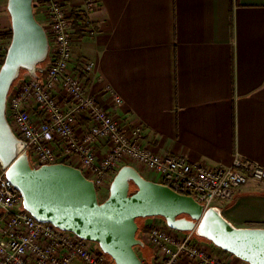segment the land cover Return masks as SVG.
<instances>
[{
  "label": "crops",
  "instance_id": "crops-1",
  "mask_svg": "<svg viewBox=\"0 0 264 264\" xmlns=\"http://www.w3.org/2000/svg\"><path fill=\"white\" fill-rule=\"evenodd\" d=\"M86 1L67 0V8L75 13ZM99 2L89 17L95 33L79 31L74 52L94 62L85 79L104 106L130 130L141 127L145 143L162 154L214 167L237 157L264 166V0ZM0 19L12 28L1 2ZM127 164L162 182L145 166ZM217 206L235 226L264 227V181L250 180ZM203 243L228 263L247 264ZM146 245L137 251L150 264L154 250Z\"/></svg>",
  "mask_w": 264,
  "mask_h": 264
},
{
  "label": "built area",
  "instance_id": "built-area-1",
  "mask_svg": "<svg viewBox=\"0 0 264 264\" xmlns=\"http://www.w3.org/2000/svg\"><path fill=\"white\" fill-rule=\"evenodd\" d=\"M99 5V0H87L73 13L67 0H34L50 53L39 66V77L26 71L15 81L7 103L9 122L26 142L22 152L28 153L32 166L63 162L78 167L94 182L100 197L110 195L121 167L134 162L159 174L174 190L194 196L206 209L232 200L250 180L264 181V166L250 159L237 157L230 166L214 167L157 152L145 143L141 127L130 130L90 92L85 76L93 71L94 62L76 59L75 36L79 31L95 33L89 17ZM9 45L0 36V68ZM112 94L116 106H121L123 98ZM104 142L106 153L101 152ZM0 169V264H116L101 247L95 248V241L39 221L24 208L21 191L1 164ZM150 219L148 229L140 231V238L154 250L150 264H232L198 241L195 231L182 232L164 219Z\"/></svg>",
  "mask_w": 264,
  "mask_h": 264
},
{
  "label": "water",
  "instance_id": "water-1",
  "mask_svg": "<svg viewBox=\"0 0 264 264\" xmlns=\"http://www.w3.org/2000/svg\"><path fill=\"white\" fill-rule=\"evenodd\" d=\"M7 10L12 40L0 68V164L21 191L26 210L41 222L99 243L116 264H144L137 251L146 246L138 236V219L151 217H162L175 230L195 231L249 264H264V227L235 226L221 207L206 209L194 196L148 179L133 165L121 167L104 201L78 167L63 162L32 166L28 153L22 152L26 142L9 122L8 95L22 70L39 77L50 40L34 0H8Z\"/></svg>",
  "mask_w": 264,
  "mask_h": 264
},
{
  "label": "rangeland",
  "instance_id": "rangeland-1",
  "mask_svg": "<svg viewBox=\"0 0 264 264\" xmlns=\"http://www.w3.org/2000/svg\"><path fill=\"white\" fill-rule=\"evenodd\" d=\"M7 1L8 0H0V2L2 3V4H4V5H6V7H7ZM45 63H43L42 65H44ZM24 74V73H23ZM0 171H1V169H0ZM109 196V194H106V195H103L102 193L100 194V200L101 201H104L105 199H107V197ZM160 219H163L162 217H159ZM145 219H147V218H139V223H140V225H141V231H143V230H145L144 229V226H143V220H145ZM138 236L140 237V232L138 233ZM196 239L198 240V241H200V242H208V243H212V244H214L213 242H211V241H209V240H207V239H205V238H203V237H200V236H196ZM100 247V245H99V243H95V248H99ZM144 248H147V250L149 249V247H147V245L146 246H144ZM219 248V247H218ZM219 249H221V248H219ZM220 254V253H219ZM224 254V253H223ZM222 255V254H221ZM247 263V262H246ZM247 264H249V263H247Z\"/></svg>",
  "mask_w": 264,
  "mask_h": 264
},
{
  "label": "trees",
  "instance_id": "trees-1",
  "mask_svg": "<svg viewBox=\"0 0 264 264\" xmlns=\"http://www.w3.org/2000/svg\"><path fill=\"white\" fill-rule=\"evenodd\" d=\"M0 36L2 37V38H4L5 40H7L8 42H11V40H12V28H10L9 30H4V31H0ZM6 54H7V50H6V52H5V55L3 56V57H6ZM42 65V64H41ZM40 65V66H41ZM26 71L25 70H22V73H21V75L23 74V73H25ZM164 183V182H163ZM136 190V188L134 187L133 189H132V191H135ZM138 222H139V219H138ZM140 224V223H139ZM142 227H141V225H140V231L142 230L141 229ZM145 230L146 229H148V227L146 226L145 228H144ZM139 231V232H140ZM223 252H225V253H229V252H227V251H225V250H223V249H221ZM231 254V253H230Z\"/></svg>",
  "mask_w": 264,
  "mask_h": 264
}]
</instances>
